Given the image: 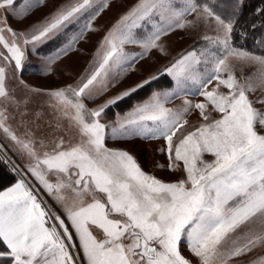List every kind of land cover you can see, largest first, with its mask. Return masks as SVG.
Wrapping results in <instances>:
<instances>
[{"label": "snow or ice", "instance_id": "6c2138e0", "mask_svg": "<svg viewBox=\"0 0 264 264\" xmlns=\"http://www.w3.org/2000/svg\"><path fill=\"white\" fill-rule=\"evenodd\" d=\"M44 3L0 0V47L4 49L0 59L6 62L0 66V131L27 154V172L36 181L33 185L21 177L0 191V264H192L182 255L181 244L198 264H232L256 249L260 254L247 264H264V110L255 106H264V72L241 82L230 63L235 60L264 69V56L233 43L245 0H233L227 18L197 0H139L104 36L99 66L78 86L43 91L20 80L30 93L47 97L46 127L54 145L50 151L45 150L46 137L37 136L45 127L39 123L45 112L30 111V97L20 99L10 93L7 65H13V76L22 73L21 41L32 44L35 51L37 43L54 39L88 13L67 44L45 59V74L51 73L52 65L74 50L86 31L96 30L93 21L110 0H76L58 8L34 32L11 28L9 15L20 20ZM193 14L194 19H186ZM255 14L264 15V7H257ZM210 21L216 35L203 39L215 50L187 51L167 67L174 88L152 92L146 102L110 122H102L107 109L158 77L152 75L96 108L86 106L85 100L107 90L110 71L122 69L118 73L122 76L151 50L166 54L161 37ZM142 27L146 35L137 38L135 30ZM239 35L244 39L248 32L241 29ZM126 44L139 45L141 52L126 53ZM258 90L262 94L250 99L249 93ZM197 95L203 102L186 98ZM181 96L185 97L181 105L165 106ZM9 108L16 109L25 126L23 137L7 123L12 115ZM193 110L202 122L189 130L186 117ZM212 112L219 118L212 119ZM134 138L162 140L165 147L160 151L167 153L168 169L182 170V178L163 182L146 173L128 151L107 146L109 139ZM4 150L0 144V152ZM205 155L212 159L206 160ZM34 187L53 203L41 199Z\"/></svg>", "mask_w": 264, "mask_h": 264}, {"label": "rangeland", "instance_id": "374dc122", "mask_svg": "<svg viewBox=\"0 0 264 264\" xmlns=\"http://www.w3.org/2000/svg\"><path fill=\"white\" fill-rule=\"evenodd\" d=\"M76 0H45V3L34 7L25 17L20 20L13 19L11 15L8 16V23L11 28L17 32H34L38 30L39 26L43 25L49 20L56 10L63 6L74 4ZM139 0H110V6L105 9L100 15L93 21V27L95 31H86L83 39L78 40L74 44V50L69 51L67 55L61 56L59 60L52 65L53 71L45 74V59L54 53L56 49L66 45L70 37L78 32L80 26L88 19V13H84L80 16L78 23H73L65 31L57 35L54 39H50L47 43H37L34 46L32 44L24 45L21 41L20 46L25 51L24 69L22 73L13 76V65H7L8 77L7 85L10 93L17 98L23 99L25 96L30 97L31 102L28 105L30 111L43 110L45 112V119L39 123L44 125L42 131H37V136H45L47 149L50 151L54 146L52 141V135L46 125L50 118V113L45 104L47 100L46 96L36 95L30 93L28 88L39 90H49L65 88L68 85L78 86L79 82L91 75V73L99 66L100 61L103 58L105 49L101 48V42L105 35L116 25L117 21L131 10ZM198 3L204 4V2L197 0ZM216 13L218 11L213 9ZM219 14V13H218ZM222 16V14H219ZM230 15L222 16L229 17ZM186 19H194V14L189 15ZM214 22L210 21L208 24L203 22L199 23L195 28L175 29L168 33V35L161 37L159 43H161L166 51V54L162 55L157 49L151 50L147 57L140 60L138 59L132 68H129L124 75H119L122 69H113L109 73L108 87L106 91L96 95L94 100H85L86 106L89 109L96 108L98 105L103 104L109 98L115 97L125 90L131 89L135 85L141 83L145 79H148L152 75H156L158 78L151 81L148 85H145L142 89H138L131 96L125 98L118 105L112 106L106 110V114L102 122L114 121L117 118V114L121 116L127 112H130L136 105L146 102L151 96L152 92H164L171 90L175 87V81L169 76L165 69L171 66L177 59H179L187 51L195 50L198 53L203 50H215L213 45L209 41L203 39L204 36H215ZM148 31L151 27L148 26ZM137 38H143L146 35L145 28L135 30ZM30 38V37H29ZM235 46V45H234ZM236 47V46H235ZM239 48V47H237ZM124 51L128 54H135L141 52L139 45L126 44L124 45ZM0 52H4V49L0 47ZM250 52V51H249ZM256 55L264 56L256 52H251ZM233 65V71L238 79H241L251 75L255 80L260 76L264 69L259 68L257 65L242 66L239 62L231 60ZM6 62L0 59V66H5ZM20 80L24 81V85L20 83ZM216 82L209 85V90L215 87ZM97 88L99 85L96 86ZM221 91L226 92L227 89L221 87ZM258 90L255 93H249L250 99L261 95ZM187 99L193 103L203 102L201 96H188ZM185 97L181 96L172 99L165 106L169 108H175L182 104ZM257 108L264 110V106L259 104L255 105ZM9 112L12 114L7 121L11 129L17 136L23 137L25 132V126L21 124L20 117L16 114V109L9 108ZM211 118H219V114L212 112ZM30 120L31 117L29 116ZM186 119L189 122V130L191 127L199 126L202 122L199 113L193 110ZM34 127V126H33ZM63 134V133H60ZM67 140L68 137L65 136ZM75 142V141H73ZM0 144L4 145L5 150L0 152L4 160L8 161L11 169H15L14 173L20 179L24 177L29 183L36 185L35 178L27 172V167L30 163L29 157L26 153L19 150L18 146L11 141L2 131H0ZM107 146L111 148H118L128 151L133 155L141 168L148 174L155 176L163 182H175L182 178V170L170 171L167 167L168 157L167 153L160 151L164 148V142L162 140H142L134 138L127 141H113L109 139ZM206 160H211L210 155H205ZM157 165H163L159 167ZM19 173V175L17 174ZM55 177L49 176L50 181H54ZM34 191H38L39 197L45 200L48 204H52L53 201L42 189L34 187ZM182 255L189 258L192 264H198V260L192 256L188 251L185 244H181ZM261 250L256 249L253 252L248 253L245 256L235 258L232 264H247L254 257L260 254Z\"/></svg>", "mask_w": 264, "mask_h": 264}, {"label": "trees", "instance_id": "16d2710c", "mask_svg": "<svg viewBox=\"0 0 264 264\" xmlns=\"http://www.w3.org/2000/svg\"><path fill=\"white\" fill-rule=\"evenodd\" d=\"M207 3L213 9H216L222 16L231 15L233 11V0H199ZM257 7H264V0H245L244 6L238 17L236 31L233 33V43L236 47L243 48L250 52H256L264 55V45L258 41H264V15L255 14ZM256 24V28L251 25ZM241 29H246L248 35L246 38H240ZM0 160H4L0 154ZM18 176L11 169L10 165L0 163V191L12 185L18 180Z\"/></svg>", "mask_w": 264, "mask_h": 264}, {"label": "crops", "instance_id": "0c3cea01", "mask_svg": "<svg viewBox=\"0 0 264 264\" xmlns=\"http://www.w3.org/2000/svg\"><path fill=\"white\" fill-rule=\"evenodd\" d=\"M14 183H16V182H14ZM14 183H13V184H14ZM13 184H12V185H13ZM12 185H10V186H12ZM10 186H8V187H10ZM8 187L4 188L3 190H6ZM3 190H1V191H3Z\"/></svg>", "mask_w": 264, "mask_h": 264}]
</instances>
